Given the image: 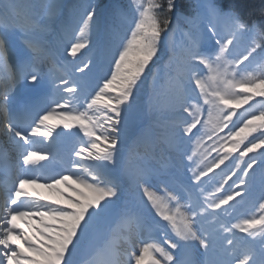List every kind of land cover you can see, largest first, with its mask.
<instances>
[{
    "label": "snow or ice",
    "instance_id": "6c2138e0",
    "mask_svg": "<svg viewBox=\"0 0 264 264\" xmlns=\"http://www.w3.org/2000/svg\"><path fill=\"white\" fill-rule=\"evenodd\" d=\"M0 137V264H264V0H0Z\"/></svg>",
    "mask_w": 264,
    "mask_h": 264
},
{
    "label": "bare ground",
    "instance_id": "6f19581e",
    "mask_svg": "<svg viewBox=\"0 0 264 264\" xmlns=\"http://www.w3.org/2000/svg\"><path fill=\"white\" fill-rule=\"evenodd\" d=\"M57 2L64 6L65 12H67L69 6L74 5L73 0H57ZM102 2L104 4H108V3L114 2V0H103ZM52 119L53 120H56L57 117H53ZM36 144L37 145H34L35 148L33 150L40 149V148H43L44 147V145L39 141V138H37V143ZM41 184H43V183H41ZM61 187H63V186H61ZM37 190L40 191L41 193H43L44 195L55 196V194L52 193L47 188L39 187ZM56 198H59V197H56ZM114 242L116 243L117 246H119L122 243V241L119 238H115Z\"/></svg>",
    "mask_w": 264,
    "mask_h": 264
},
{
    "label": "rangeland",
    "instance_id": "374dc122",
    "mask_svg": "<svg viewBox=\"0 0 264 264\" xmlns=\"http://www.w3.org/2000/svg\"><path fill=\"white\" fill-rule=\"evenodd\" d=\"M95 1V3L96 4H98V0H93V2ZM145 2H146V0H145ZM99 5L101 6V9H103L105 6H106V4H104L102 1L99 3ZM177 37H179V35H177ZM180 38V37H179ZM157 88H158V90L161 92V93H163V91H162V89L160 88V86H158L157 85ZM163 100H164V97H163V95H161L160 96V103H163ZM201 151H203V148H201ZM189 152L191 153L192 152V148L190 147L189 148ZM209 190H211V189H209Z\"/></svg>",
    "mask_w": 264,
    "mask_h": 264
},
{
    "label": "trees",
    "instance_id": "16d2710c",
    "mask_svg": "<svg viewBox=\"0 0 264 264\" xmlns=\"http://www.w3.org/2000/svg\"><path fill=\"white\" fill-rule=\"evenodd\" d=\"M101 1H103V0H98V4H99ZM92 2H93V0H92ZM256 2L258 3L259 0H256ZM94 3H95V1H94ZM256 186H257V189H259V183H258V182L256 183Z\"/></svg>",
    "mask_w": 264,
    "mask_h": 264
}]
</instances>
